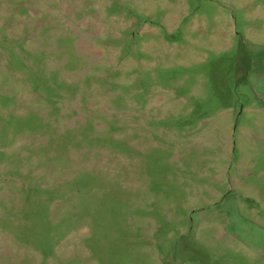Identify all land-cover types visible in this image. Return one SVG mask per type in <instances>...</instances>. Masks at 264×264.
<instances>
[{
	"label": "rangeland",
	"instance_id": "1",
	"mask_svg": "<svg viewBox=\"0 0 264 264\" xmlns=\"http://www.w3.org/2000/svg\"><path fill=\"white\" fill-rule=\"evenodd\" d=\"M0 264H264V0H0Z\"/></svg>",
	"mask_w": 264,
	"mask_h": 264
}]
</instances>
